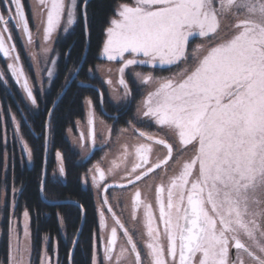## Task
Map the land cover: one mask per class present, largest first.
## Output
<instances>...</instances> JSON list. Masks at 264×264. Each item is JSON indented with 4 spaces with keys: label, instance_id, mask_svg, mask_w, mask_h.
Segmentation results:
<instances>
[{
    "label": "snow or ice",
    "instance_id": "1",
    "mask_svg": "<svg viewBox=\"0 0 264 264\" xmlns=\"http://www.w3.org/2000/svg\"><path fill=\"white\" fill-rule=\"evenodd\" d=\"M87 2L39 0L41 15L45 16L42 20L44 42L51 43L62 24L67 34L77 24L78 16L82 18L87 34ZM5 11L9 13L8 19ZM13 11L15 15H12ZM229 16L233 18L228 25L232 31L230 37L221 38L206 51L204 44L189 49L191 38H204L209 44L220 38L222 20ZM9 20H13L15 27L26 37V47L31 46L33 35L21 0H4V9L0 11V25L3 26L0 28V54L9 61L7 67L25 101L31 108L38 109L31 77L15 43H8L12 40L7 27ZM6 32L9 33L7 38ZM105 32L102 54L108 61L122 62L118 68V84L123 89V98L132 95L125 79V71L131 69L134 81L155 86L141 102L142 115L174 134L175 150L180 153L175 163L181 161L184 149L189 145L194 151V155L182 163L180 171L169 177L167 185L161 178L156 186L162 232L157 226L152 204L142 199L139 187L135 190L133 219L143 208L148 238L145 243L147 264H246V258L251 264H264V0H133L117 6ZM126 53L130 54L128 58ZM30 58L34 61L35 54ZM189 61L195 62L191 71ZM51 64L47 71L49 84L56 68L55 61ZM139 65L167 68L172 75L155 77L151 72L137 71ZM79 71V67H74L70 75L76 77ZM89 74L91 76L92 69ZM0 82L6 91H11L3 69H0ZM68 83L70 80L66 77L65 85ZM106 83L111 86L112 80L108 79ZM81 86L91 87L83 82ZM100 97L102 101L103 93ZM86 102L89 105L88 123L94 127L92 101ZM48 115L51 117V111ZM12 121L16 133L20 134L21 122L15 114ZM50 124L49 120L48 129ZM110 132L109 129V135ZM139 136L148 142L134 145L136 162L121 176V180L132 185L157 169L166 174V166L173 160L174 147L166 139L143 131ZM20 142L31 162L33 150L22 134ZM92 144L95 145L94 132ZM154 144L161 145L167 152L163 158L152 162ZM128 153V146L124 145L125 158ZM57 156L61 160L59 173L64 176L63 158L59 153ZM90 171L99 174V181L106 179V173L99 165ZM92 179L93 185L100 189L96 175ZM44 185L45 181L41 180V193L47 198ZM111 187L125 188L126 184H108L100 190L105 193L102 205L112 213L130 248L121 246L117 252V228L112 227L103 260H97L94 252L92 264H103V261L122 264L129 255L134 256L129 264H142L133 236L109 203L106 193ZM12 207H15L14 201ZM76 207L83 210L81 204L77 203ZM57 215L63 225L64 218ZM100 216L101 226L107 227L103 208ZM29 225L27 210L23 212L22 239L15 222L12 224L9 232L11 264H31ZM162 238L167 240L166 247ZM76 242L74 239L73 246ZM42 264H50L47 254Z\"/></svg>",
    "mask_w": 264,
    "mask_h": 264
},
{
    "label": "trees",
    "instance_id": "2",
    "mask_svg": "<svg viewBox=\"0 0 264 264\" xmlns=\"http://www.w3.org/2000/svg\"><path fill=\"white\" fill-rule=\"evenodd\" d=\"M131 1L90 0L87 3L88 37L82 18L79 16L77 24L67 34L64 32L59 34L53 55L56 59V72L51 84L43 93L38 89L35 90L39 105L36 111L27 106L14 83H10L11 91H6L3 83L0 82L1 264H7L9 260V231L12 220L10 202L13 189L20 190L16 198L15 217L20 219L25 210L30 215L31 264H40L45 236L49 239L48 253L52 257L57 255L58 264H92L94 239L99 231V221L93 191L91 188L83 187L82 178L100 158L103 150H97L89 160L82 162L80 153L67 139V132L74 128L76 122L84 120L86 99H91L96 114L112 126L113 135H116L119 129L128 127L135 119L137 105L143 97L142 87L131 79L130 101L115 105L102 80L95 73L93 76L89 74V69L95 70L101 62L99 55L110 18L115 16V10L120 3H131ZM22 2L27 4V0ZM82 3L83 0H79V4ZM26 7L28 9V5ZM87 43L89 48L85 61L52 112L50 129H48V113L68 85H65V78L72 79L70 70L80 66ZM18 48L22 63L27 68L31 80L36 83L33 67L19 41ZM81 82L91 87H83ZM100 93H103L102 101ZM11 114H15L20 120V134L33 150L31 164L25 159L21 160L22 155L15 140L5 144L4 129L11 130ZM47 145L48 156H46ZM57 153L63 158L64 180L53 176L58 166ZM41 180L45 181L47 198L41 193ZM3 193L7 194V204L4 207ZM77 203L83 205L82 211L76 207ZM57 204L59 206H56ZM58 213L64 218L63 231ZM74 239L77 240L75 246H73Z\"/></svg>",
    "mask_w": 264,
    "mask_h": 264
},
{
    "label": "rangeland",
    "instance_id": "3",
    "mask_svg": "<svg viewBox=\"0 0 264 264\" xmlns=\"http://www.w3.org/2000/svg\"><path fill=\"white\" fill-rule=\"evenodd\" d=\"M132 2L133 0L131 1V3ZM22 4H23V10L28 19L29 28L32 31L34 43L31 46L26 47V44H25L26 37H24L23 34L15 27V23L13 20H9V23L7 25L9 32L12 36V40L8 41V43L9 44L15 43L17 52H19L18 41L21 43L27 57L30 60V63L33 67V71L35 74L36 83L32 81L34 85V89L35 90L38 89L43 93L46 87H48L49 85L47 71L49 68H51L52 61H55L56 63V59L53 58L55 42L59 34L61 32H64V25L62 24L60 29L54 34L51 43H45L43 40V31H44L45 25L44 23H42V20L45 18V16L41 15L42 6L40 5L39 0H27L26 5L24 4V2H22ZM27 5H28V9L26 7ZM12 7L14 9V5ZM3 9H4V0H0V11H3ZM4 15H5V18L8 19L9 13L5 11ZM12 15H15L14 11ZM34 15H35V18H34ZM232 22H233V18L231 16L222 20L220 38H218L215 41H212L211 44L207 43L204 38H196V37L191 38L189 42V49L191 50V48L194 47L196 44H204L205 51H206L207 48L210 47L212 44L219 43L221 38L230 37L232 35V31L228 27V25H230ZM2 27L3 26L0 25V28ZM8 34H9L8 32L4 33L5 38H7ZM105 39H106V34H105ZM104 43H105V40H104ZM45 48L48 49L47 52L44 51ZM33 53L35 54L34 61L30 58L31 54ZM129 55L130 54L126 53L125 57L128 58ZM100 61H101L100 63L102 64L99 63L96 66L97 67L96 72L95 70H92L91 76H93L94 73L98 77L100 76L99 78L105 84L107 91L109 92L110 99L115 105H121V104L128 103L131 97L123 98V89L118 84V79H119L118 68L121 66L122 62L120 60L108 61L107 58L103 56V54L101 55ZM8 62L9 61L5 59L2 56V54H0V69H3L5 73V77L8 79L9 84L10 83L15 84V81L12 79L11 73L7 67ZM176 67H180V66H176ZM193 67H195V62L189 61V71H191ZM108 69H111V71L109 72ZM25 70L27 71L26 67H25ZM136 70L140 72H144V73L151 72L152 75L155 77L172 75V71H169L167 68L157 70V69H153L151 65H139V66H136ZM174 70L175 69H173V71ZM131 71H132L131 69H128L125 71V79L128 82L129 87H130V81L131 79H133L132 76L130 75ZM55 72H56V68H55L54 74ZM108 79L112 80L111 86L106 83V80ZM135 82L140 87H142L143 97L139 101V104L137 105L135 119L128 125V127L119 129L117 134L113 135L112 126H110L107 122H105L103 119H101L96 114V111L94 110V106L92 103V107L95 113L94 127H93V132L95 134V145L93 146L91 125H89L88 123L89 105L86 102L88 99H86L84 101L85 118L82 121L76 122L74 128L68 130L67 139L69 140L73 148H75L80 153L82 162L89 160L91 156L97 150H103V154H101L100 158L96 160V162L93 164L90 170H93L95 166L99 165L100 169H102L106 173V179L104 181H99V174L94 171H90V170L82 178L83 187L91 188V190L93 191V194L95 197V204L97 208L98 221H99V231L94 239L93 255L95 252V256L97 260H103L104 247L107 244L108 237H110V234H109L110 230L112 227H119L118 225H116L115 220L112 217V213L107 211V207L104 208V206H102L103 192L100 189L106 187L108 184L117 185L119 183H125L126 184L125 188H119V187H111V189L108 188L109 189L107 192L108 200L112 207L113 212H115L116 214V217L121 221V223L124 224L125 228L128 229L129 234L133 236V239L137 244L138 250L139 251L142 250V252L144 253L142 254L140 252L141 257H142V264H147V261L145 259V253H146L145 243L148 238L146 235V229L144 227L143 208H141L136 213V219H133L132 200H133L135 190L137 187H139L141 191L142 199L146 203L152 204L153 211L157 217V226L160 228L162 232L163 225L159 221L158 206L156 204V186L161 182V178H162L163 183L167 185L169 177L177 174L180 171L182 163L190 159L194 155V151L192 150V146L189 145L188 148L184 149V154H183L181 161L179 163H175L176 158L177 156L180 155V153L175 150L177 147V140L174 134L170 133L167 129L161 128L159 125L155 124L154 121L147 120L142 115L143 107H142L141 102L149 91L154 90L155 86L154 85H141L139 81H135ZM41 84H43V90H41ZM23 99L25 101L24 97ZM25 103L27 104L29 108H31V106L26 101ZM138 108H139V111H138ZM31 109L34 111L37 110L33 108ZM12 115L13 114H11V123H12L11 130L8 131L6 130V128L4 129L5 144L8 142L10 143L15 140L21 155L24 157L25 161L28 164H31L32 161L29 162L27 160V155L23 151V148L20 142V134H17L15 131V126L12 121ZM109 129L111 130L110 135H109ZM140 131L152 134L160 138H164L169 143L173 144V147H174L173 160L169 161L168 165L166 166L167 168L166 174H163L161 169H157L154 173H151L149 177H145L144 180L138 181L136 182L135 185H132V184H127L126 180H121V176L124 175L127 171H130L132 165L136 162L135 155H134V145H137L141 142H148V141H145L143 137L139 136ZM81 134H83V139H81ZM124 145H127L128 150H129V153L126 158L124 157ZM153 149L154 150L151 156L152 162H155L157 158H163L166 155L167 150L164 149L161 145L154 144ZM56 158H57L58 166H57L56 173H54L53 176L54 178H61L64 180V176H61L59 173V167L61 164V160L58 156ZM6 171H7V164L5 167V172ZM93 175H96L97 183L100 184V189H98L97 187L93 185V179H92ZM134 175L135 174H133V176ZM19 192H20L19 189H17V191H13V190L11 191V202H10L11 212L10 214H11L12 220H11L10 229L12 227L13 222H15V226L20 232L21 239H22L23 238V214L20 219H18L14 215L15 210H16V198ZM13 201L15 202V207H12ZM6 204H7V194L3 193L2 206L4 207L6 206ZM101 208H103V211H104V220L106 222L107 227L101 226V216H100ZM61 229L63 231L62 224H61ZM117 234H118L117 252L119 251V248L121 246L130 248V246L127 245L126 237L123 234V230L121 229V231H118ZM1 237H2V229L0 228V242H1ZM48 242H49V239L45 241L40 264H42L45 254H47V256L50 258V264H58L57 255L55 254V256L52 257L48 253ZM161 242L166 247L167 245L166 238H162ZM11 255H12V252H11V248L9 244V260L7 264H11ZM198 258L199 257H197V260ZM133 260H134V256L129 255L126 261H122V264H129V262ZM92 261H93V258H92ZM103 264H109V262L103 261ZM246 264H251V262L247 260V258H246Z\"/></svg>",
    "mask_w": 264,
    "mask_h": 264
},
{
    "label": "water",
    "instance_id": "4",
    "mask_svg": "<svg viewBox=\"0 0 264 264\" xmlns=\"http://www.w3.org/2000/svg\"><path fill=\"white\" fill-rule=\"evenodd\" d=\"M90 0H88L89 2ZM87 2V3H88ZM87 37H88V30H87ZM88 48H89V43H87V47H86V51H85V55L83 57V60L79 66V68L81 69L84 61H85V58L87 56V52H88ZM78 74V73H77ZM77 76V75H76ZM76 77H72V79L70 80V83H68V85L65 87V89L63 90L62 94L60 95V97L57 99L56 103L54 104L53 108L51 109V113L54 111L55 107L57 106V104L59 103L60 99L64 96V94L67 92V90L69 89V87L71 86V84L73 83V81L75 80ZM51 117H49L48 121L50 120ZM91 133H92V136H93V126L91 125ZM46 156H48V145H47V149H46ZM45 172H46V167H45ZM232 252L234 253L235 250L232 249Z\"/></svg>",
    "mask_w": 264,
    "mask_h": 264
},
{
    "label": "flooded vegetation",
    "instance_id": "5",
    "mask_svg": "<svg viewBox=\"0 0 264 264\" xmlns=\"http://www.w3.org/2000/svg\"><path fill=\"white\" fill-rule=\"evenodd\" d=\"M110 189H111V188H110ZM108 190H109V189H108ZM104 194H105V193H103V196H104ZM106 194H107V193H106ZM107 195H108V194H107ZM102 206H104V208L107 207V206H105V205H102ZM116 228H117V232H118V231H121V229H120L119 227H116ZM109 234H110V233H109ZM121 237H122V236H121ZM121 237H120V239H121ZM109 238H110V237H108V240H109ZM107 242H108V241H107ZM140 252H141L142 254H144V253L142 252V250H141ZM143 257H144V256H143Z\"/></svg>",
    "mask_w": 264,
    "mask_h": 264
},
{
    "label": "crops",
    "instance_id": "6",
    "mask_svg": "<svg viewBox=\"0 0 264 264\" xmlns=\"http://www.w3.org/2000/svg\"><path fill=\"white\" fill-rule=\"evenodd\" d=\"M105 40H106V39H105ZM102 52H103V48H102L101 53H100V58H101ZM100 64H102V63H100ZM96 68H97V67H96ZM95 72H96V69H95ZM99 77H100V76H99Z\"/></svg>",
    "mask_w": 264,
    "mask_h": 264
}]
</instances>
